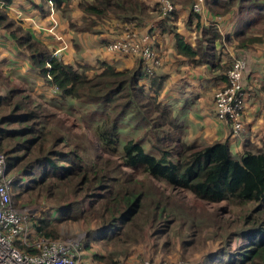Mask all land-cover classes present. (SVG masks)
<instances>
[{
    "label": "trees",
    "instance_id": "16d2710c",
    "mask_svg": "<svg viewBox=\"0 0 264 264\" xmlns=\"http://www.w3.org/2000/svg\"><path fill=\"white\" fill-rule=\"evenodd\" d=\"M61 1L54 0V8L61 9L65 14L67 4L61 7ZM234 7L237 9V26L232 33L236 41L235 46L246 48L264 41V0H206V8L212 15L224 16ZM78 8L87 22L81 25L69 23V26L77 32L90 29L96 21L103 20L109 14L124 21L131 26V29L141 27L144 21L153 18V12L148 10L142 0H81L78 2ZM157 11L159 14L160 11L158 9ZM0 27L10 34L18 51L29 58L32 69L44 79V82L56 88L61 98L96 99L100 98L101 94V98L106 99L107 102H111L112 97H116L124 101L122 105L125 107L137 104L138 108L144 110V114H155V118L148 117L147 120L157 119L162 128L166 126V144H164L166 149L153 146L158 155L146 152L140 141L129 139L120 142V128L117 123L129 112L121 116L118 114L111 122L109 119L97 122L94 137L103 143L102 149L118 146L125 166L164 182L173 190L189 192L204 203L226 202L234 206L252 203L249 214L244 218L243 229L233 236L242 238L243 242L235 247L232 255L236 257L231 255L230 264H264V148L254 151L250 144L245 143L242 154L234 156L227 142L212 144L189 142L186 139L185 124L173 114V109L169 105L163 104L159 99L166 75L156 71L148 74L139 62L134 68L118 70L111 64L98 61L100 71L89 78L79 67L83 69L82 71H86L93 69V66L74 67L65 63L18 22L9 18L2 9H0ZM197 27H200L199 24ZM228 38L226 36V41ZM175 39L178 53L188 58L198 53L180 36L175 35ZM217 39H220V35L216 31L209 30L206 39L208 48L201 55L199 62L207 57L210 64L214 63L213 67H216L213 45ZM24 90L21 86L12 87L9 89L8 98L11 100ZM22 104L23 101H20L16 105L20 108ZM25 106L19 114L14 111L10 115L0 117V125L8 123L24 125L21 129L10 131L5 130L4 127L0 128L2 140L11 136L19 141L14 145L15 148L12 146L10 150L2 152L6 155L7 171L13 176L12 189L19 183L18 178H15V174L11 172L14 168L18 167L25 176H30L29 171L35 165H43L45 169L39 181L34 177L30 178L29 183L23 186L18 195L41 193L47 186L48 181H45L51 178L50 175L54 176L52 172L60 169L57 164V155L60 152L52 154L51 150L45 147V142L50 139H44L42 136L44 130L47 137L51 136L49 123L45 124L43 120L36 122L42 110L37 112ZM130 114L133 112L130 111ZM147 115H144V120ZM61 141L64 142V137ZM20 151L24 152V156H12ZM38 151L41 156H36L35 153ZM81 167L75 165L72 169L71 166H65V169L60 170L59 178L72 181V175ZM130 180L128 178L126 181ZM100 181L99 186L95 188L101 192L86 196L89 204L88 209L83 210V214L85 217L90 215L97 218V228L101 231L103 241L107 244L128 242L126 235L129 231H135L137 235L143 236L147 225L156 221L159 202H156L154 209L148 208L149 219L148 216L142 217L146 203L144 191L119 186V180L116 178L109 180L112 181L111 184L103 183V175ZM69 187L71 194L75 196L78 184L72 182ZM13 194L11 190V199ZM74 201L67 202L66 207L71 209ZM253 215H257L256 218ZM33 227L39 235L50 238L57 236L46 220L38 219ZM28 251L33 250L28 249Z\"/></svg>",
    "mask_w": 264,
    "mask_h": 264
},
{
    "label": "rangeland",
    "instance_id": "374dc122",
    "mask_svg": "<svg viewBox=\"0 0 264 264\" xmlns=\"http://www.w3.org/2000/svg\"><path fill=\"white\" fill-rule=\"evenodd\" d=\"M152 6L154 10L151 19H156L158 0ZM233 9L237 11L236 7ZM65 15L68 16V13ZM83 22H87L84 16ZM127 26L129 28L125 27L126 29H136ZM79 65L89 64L76 66ZM99 68L98 63L93 69L86 71H82L83 69L79 67L81 72L89 78L98 73ZM23 83L19 81L20 86H25L23 93L12 97L11 100L8 98L9 89L17 86H6L2 91L0 117L10 115L14 111L19 114L24 110L25 105L37 112L42 110L36 122L43 120L45 124L49 123L48 128L52 130L50 137H47L46 130L42 133L44 139H50L45 142V147L50 149L52 154L60 152L57 155V164L60 169L52 172L54 176L50 175L51 178L45 181H48L47 186L41 193L18 195L23 186L29 183L30 178L34 177L37 181L42 178L45 169L43 165H35L29 171L30 176L23 175L18 167L11 171L19 180L18 185L16 184L12 189L14 194L11 202L13 201L12 204L16 210L28 213V224L31 228H34L38 219L48 221L57 234L56 237H52L53 239L73 243L78 264H119L120 262L133 264L142 258L183 259L189 264H230L235 247L243 242L242 238L233 236L243 229L244 218L249 214L252 203L239 206L226 202L204 203L194 198L189 192L173 190L164 182L125 166L118 146L102 149L103 143L94 137L97 122L105 119L111 122L118 114L121 116L129 112L121 117L122 121L117 123L120 128V142L123 143L129 139L140 141L146 152L158 155L153 146L157 145L166 149L164 145L166 144V126L163 129L157 119L147 120L148 117L153 118L155 114H144V110L138 108L137 104L125 107L122 105L124 101L116 97H112L111 102L101 98V94L100 98L96 99L93 97L89 99L61 98L56 88H54L56 95L50 96L34 91L30 84ZM20 101H23V104L18 108L16 104ZM163 104L166 105V102ZM130 111L133 114H130ZM144 115H147L146 120ZM2 127L10 131L21 129L24 125L8 123L0 125V128ZM63 137L64 142L61 141ZM16 142L19 143L17 138L11 136L3 140L0 138L2 150L0 152L10 150L12 146L17 145ZM35 154L41 156L39 151ZM12 156L22 157L24 152L20 151ZM75 165L82 167L72 175V181L59 178L61 169H65V166H71L74 169ZM102 175L103 183L111 184L112 181L109 180L116 178L119 180V186L144 191L146 203H144L142 217L148 216L149 219L148 208L154 209L156 202H159L156 221L147 225L143 236L137 235L135 231H129L126 235L128 242L107 244L97 228V218L90 215L84 216L83 210H87L89 204L86 196L101 192L95 187L99 186ZM128 178L131 180L126 181ZM72 182L78 184L75 196L71 194L69 187ZM68 197H70L69 200ZM70 200H75L71 209L65 205ZM253 216L256 218L257 215ZM232 257L235 258L236 255Z\"/></svg>",
    "mask_w": 264,
    "mask_h": 264
},
{
    "label": "crops",
    "instance_id": "0c3cea01",
    "mask_svg": "<svg viewBox=\"0 0 264 264\" xmlns=\"http://www.w3.org/2000/svg\"><path fill=\"white\" fill-rule=\"evenodd\" d=\"M81 0H62L61 7L67 4L68 16L56 8L58 25L55 32L63 37L58 40L48 32L50 17L47 0H11L7 16L18 22L35 39L51 49L65 63L76 66L89 64L95 66L98 61L111 64L116 69H131L140 61L131 55L113 53L106 45L119 39L126 31L127 24L109 14L96 21L90 29L77 32L69 23L81 25L83 13L78 8ZM148 10L154 9L157 0H142ZM175 6L174 13L165 17H156L143 22L138 28L151 30L153 46L161 57V66L156 73L165 74L166 80L159 99L166 102L186 126V139L203 144L227 142L233 155L242 154L244 144H250L254 151L264 148V41L251 47L238 48L232 33L236 29L237 11L231 10L224 16L207 12L205 16L195 14L191 0H169ZM159 2V0H158ZM199 24V28L197 27ZM216 31L220 39L214 42L215 64L208 58L199 62L206 52L207 33ZM175 35L198 53L186 57L178 53ZM228 36V41H226ZM223 39V42H222ZM232 56H243L246 60L244 78V110L242 130L235 134L230 125L215 115L213 97L226 80V71ZM141 65V64H140ZM0 94L6 86H18L19 81L30 84L32 90L56 95L50 86L32 69L29 58L20 53L10 34L0 27ZM22 87V86H21ZM23 87H25L23 85Z\"/></svg>",
    "mask_w": 264,
    "mask_h": 264
},
{
    "label": "built area",
    "instance_id": "2783aa9c",
    "mask_svg": "<svg viewBox=\"0 0 264 264\" xmlns=\"http://www.w3.org/2000/svg\"><path fill=\"white\" fill-rule=\"evenodd\" d=\"M50 26L48 32L58 40L63 37L55 32L58 20L55 17L54 0H47ZM10 8L8 0H0V9ZM191 10L200 16L208 12L206 0H192ZM158 17L172 14L175 6L169 0H159ZM136 28L126 31L119 39L106 45L113 53L136 57L148 74H153L161 66V57L153 46L151 30ZM246 60L232 56L226 71L224 85L216 90L213 97L215 115L225 120L232 132L242 130L244 110V73ZM13 176L7 171L6 155L0 152V264H78L73 243L39 235L28 224V213L18 211L11 202ZM28 249H32L29 252ZM119 264H127L120 262ZM133 264H189L183 259L136 260Z\"/></svg>",
    "mask_w": 264,
    "mask_h": 264
}]
</instances>
